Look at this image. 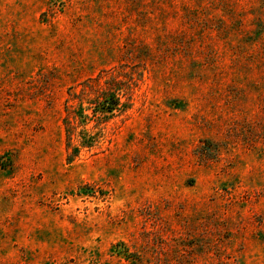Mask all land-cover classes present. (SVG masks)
Returning a JSON list of instances; mask_svg holds the SVG:
<instances>
[{"label":"rangeland","instance_id":"rangeland-1","mask_svg":"<svg viewBox=\"0 0 264 264\" xmlns=\"http://www.w3.org/2000/svg\"><path fill=\"white\" fill-rule=\"evenodd\" d=\"M0 264H264V0H0Z\"/></svg>","mask_w":264,"mask_h":264}]
</instances>
